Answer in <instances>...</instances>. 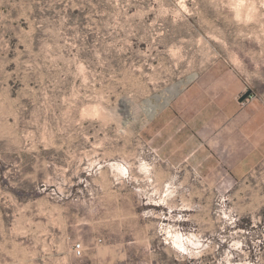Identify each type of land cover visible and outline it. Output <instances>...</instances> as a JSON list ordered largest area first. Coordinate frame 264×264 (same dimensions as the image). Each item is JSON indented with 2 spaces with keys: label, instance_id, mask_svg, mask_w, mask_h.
Masks as SVG:
<instances>
[{
  "label": "rangeland",
  "instance_id": "rangeland-1",
  "mask_svg": "<svg viewBox=\"0 0 264 264\" xmlns=\"http://www.w3.org/2000/svg\"><path fill=\"white\" fill-rule=\"evenodd\" d=\"M0 264H264V0H0Z\"/></svg>",
  "mask_w": 264,
  "mask_h": 264
},
{
  "label": "built area",
  "instance_id": "built-area-1",
  "mask_svg": "<svg viewBox=\"0 0 264 264\" xmlns=\"http://www.w3.org/2000/svg\"><path fill=\"white\" fill-rule=\"evenodd\" d=\"M73 250H74V254L76 256L81 257L83 255V251H84L83 244L81 242H75L73 244Z\"/></svg>",
  "mask_w": 264,
  "mask_h": 264
},
{
  "label": "water",
  "instance_id": "water-1",
  "mask_svg": "<svg viewBox=\"0 0 264 264\" xmlns=\"http://www.w3.org/2000/svg\"><path fill=\"white\" fill-rule=\"evenodd\" d=\"M251 95V91H247L246 93H244L241 98L240 101H244L245 99H247L249 96Z\"/></svg>",
  "mask_w": 264,
  "mask_h": 264
}]
</instances>
